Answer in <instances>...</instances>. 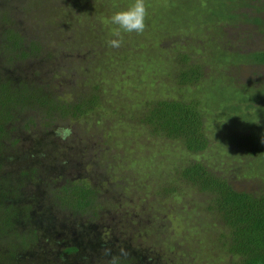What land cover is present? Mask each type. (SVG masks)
Returning a JSON list of instances; mask_svg holds the SVG:
<instances>
[{
    "label": "rangeland",
    "instance_id": "rangeland-1",
    "mask_svg": "<svg viewBox=\"0 0 264 264\" xmlns=\"http://www.w3.org/2000/svg\"><path fill=\"white\" fill-rule=\"evenodd\" d=\"M24 1L32 10L20 11L22 18L11 27L37 40L45 37L43 44L56 50L58 60L70 62L54 69L62 75L54 77V92L71 103L96 99L85 115L57 120L51 133L71 142L80 166L75 174L83 171L81 177L100 190L105 210L97 223L112 224V216L115 222L121 215L132 222L140 218L127 241L145 253L138 264L158 254L164 264H233L222 244L226 227L208 210L209 195L180 173L207 161L240 190L264 187L263 156L234 152L226 142L229 133L248 134L251 125L264 122V64H255L253 55L264 51V24L251 18H264L263 0H145V31L123 33L120 48L108 46L115 26L107 21L134 0ZM184 54L189 65L202 67L197 87L179 80ZM175 99L200 100L210 140L205 151H189L181 140L154 134L145 124L148 107ZM236 105L248 111L239 114ZM47 121L40 116L32 129L42 133ZM115 228L119 241L126 227Z\"/></svg>",
    "mask_w": 264,
    "mask_h": 264
},
{
    "label": "trees",
    "instance_id": "trees-1",
    "mask_svg": "<svg viewBox=\"0 0 264 264\" xmlns=\"http://www.w3.org/2000/svg\"><path fill=\"white\" fill-rule=\"evenodd\" d=\"M19 2L0 0V264H138L145 253L127 241L132 224L135 232L142 220L137 217L132 222L121 215L118 222L112 216V224H98L105 210L100 190L85 175L81 177L83 171L75 174L80 166L71 142L63 143L51 133L57 120L85 115L95 107V96L71 103L54 92V77L62 76L54 69L61 71L70 62L59 61L56 50L43 44L44 36L35 35L44 37L37 40L11 27L22 18L20 11L27 15L32 10L24 0ZM251 18L264 24L259 14ZM29 25L32 29L30 21ZM33 29L43 30L37 25ZM253 55L255 64H264V51ZM182 56L179 80L197 87L203 80L202 67L189 65L190 56ZM232 103L229 100L227 106ZM235 110L248 111L237 105ZM148 113L144 122L154 134L179 139L195 153L209 147L206 114L199 99L157 100ZM40 116L48 121L38 134L32 127ZM251 127L248 134L229 133L226 142L234 152L264 158V122ZM66 132L69 137L71 131ZM180 174L209 195L208 210L226 227L222 244L233 256V264H264V187L240 190L230 176L207 161L193 162ZM117 224L126 227L119 241L115 239ZM147 257L146 264H164L160 254Z\"/></svg>",
    "mask_w": 264,
    "mask_h": 264
},
{
    "label": "clouds",
    "instance_id": "clouds-1",
    "mask_svg": "<svg viewBox=\"0 0 264 264\" xmlns=\"http://www.w3.org/2000/svg\"><path fill=\"white\" fill-rule=\"evenodd\" d=\"M148 8L145 0H134L128 8L117 11L107 21L115 27L111 30L114 37L107 41L111 48H120L123 43V33L142 34L146 29ZM67 132L65 133V136Z\"/></svg>",
    "mask_w": 264,
    "mask_h": 264
}]
</instances>
